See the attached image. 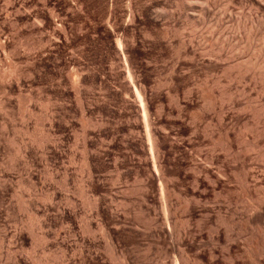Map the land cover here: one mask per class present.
<instances>
[{
	"label": "rangeland",
	"instance_id": "rangeland-1",
	"mask_svg": "<svg viewBox=\"0 0 264 264\" xmlns=\"http://www.w3.org/2000/svg\"><path fill=\"white\" fill-rule=\"evenodd\" d=\"M11 1L0 2V38L6 46L5 54L0 52V72L14 66V72L18 69L15 74L22 76L20 84L15 78L0 80V264H264L263 223L249 232L254 233L252 251L241 241L243 249L234 255L236 263L235 257L223 252L224 244L222 247L209 238L212 228L223 224L216 218L214 223L204 217L189 220L186 213L196 201L214 204L222 198L236 200L240 214L245 204L264 207V6L258 8L259 4L257 10L248 7L253 1L188 0L189 18L157 23L153 17L163 6L155 8L156 0ZM53 9L60 15L58 19L62 17L61 23L64 21L61 46L56 42L54 25L46 17ZM206 9L210 15L204 21L200 18ZM28 95L33 97L31 104ZM210 117L226 123L209 128L206 120ZM254 119L263 125L258 121L263 134L256 128L261 137L253 126H257ZM44 124L49 134L46 168L37 155ZM225 139L233 142V155L225 151ZM25 144L30 148V169L20 160ZM210 154L218 163L213 171L224 166L226 182L213 174L207 178L211 170L201 169L200 156L204 159ZM9 163L16 167L12 172L15 177L11 180L6 175L9 181L4 180L5 185L3 175L14 171ZM27 168L30 178L25 174ZM87 168L92 171L91 180ZM41 172H45L43 178ZM246 174L253 185L248 186L249 193L240 185ZM150 175L155 181L159 178L156 183L161 185L154 212L140 198L142 189L153 180ZM168 179L173 182L170 195V190L164 189ZM146 181L149 183L142 185ZM228 188L234 192L229 193ZM98 196L112 202L110 208L120 217L122 231L111 229L115 250L108 246L110 241L100 231L95 208L89 205ZM66 210L77 215L70 218ZM163 216L175 233L190 227L188 224L197 226L193 228L201 233L197 244L176 249L165 246L154 236L159 224L166 223ZM199 218L206 223L198 222ZM84 221L92 223L90 235L97 242L91 245L83 244L82 239L89 238ZM225 225L222 228L234 224ZM244 249L251 256L242 253ZM243 254H247L246 260Z\"/></svg>",
	"mask_w": 264,
	"mask_h": 264
},
{
	"label": "bare ground",
	"instance_id": "bare-ground-1",
	"mask_svg": "<svg viewBox=\"0 0 264 264\" xmlns=\"http://www.w3.org/2000/svg\"><path fill=\"white\" fill-rule=\"evenodd\" d=\"M1 1H3V0H0V2ZM7 1L9 2V1H11V0H6V3H7ZM20 1V0H19ZM26 1V0H25ZM50 1H52V0H45L44 2L45 3H47V4H49V2ZM54 1V0H53ZM128 1V0H127ZM186 1L187 2H189L188 0H156V2L154 3L155 4V8L157 7V6H163L162 8H161V10H160V12H156V13H158L156 16H154L153 17V19L157 22V23H161V22H174V23H178L179 21H183V18H185V17H187L188 16V12H186L187 10L186 9H188L189 7H190V5H188L187 6V8H186V5L188 4V3H186ZM230 1V0H229ZM228 1V2H229ZM232 1H235V0H231V2ZM239 1V0H238ZM242 1V0H241ZM249 1V2H248ZM252 2V4L254 3V5H252L251 4V2ZM17 2V1H16ZM38 2V1H37ZM43 2V3H44ZM244 2V1H243ZM245 2H248L249 4H251L250 6H248L250 9L253 7V8H256L259 4V6L260 7H258V8H261V5H263L264 6V0H245ZM244 2V3H245ZM263 2V3H262ZM11 4H13L12 3V1L10 2ZM10 3H8V4H10ZM57 2H55V3H53V4H56ZM139 3H140V1H139ZM233 3H235V2H233ZM256 3H258V4H256ZM25 4V3H24ZM239 4H243L242 2H240ZM238 4V5H239ZM255 4H256V6H255ZM4 5V4H3ZM15 5V4H14ZM14 5H13V9L16 7H14ZM44 5V4H43ZM57 5V4H56ZM55 5V6H56ZM128 5H129V3H128ZM131 5V4H130ZM137 5V4H136ZM140 5V4H139ZM244 5V4H243ZM242 5V6H243ZM246 6L248 5L247 3L245 4ZM9 6V5H8ZM18 6V5H17ZM36 6V5H35ZM46 6V5H45ZM49 6V5H48ZM138 6V5H137ZM144 6V5H143ZM153 6V5H152ZM235 6V5H234ZM241 6V5H240ZM262 6V7H263ZM126 7V6H125ZM146 7V6H145ZM248 7L246 8L245 7V9L247 10L248 9ZM8 8V7H7ZM17 8V7H16ZM40 8V7H39ZM53 8H55V10H56V7H53ZM160 8V7H159ZM158 8V9H159ZM243 8H244V6H243ZM242 8V9H243ZM252 8V9H253ZM258 8H256L257 10H258ZM6 9V8H5ZM9 9V8H8ZM12 9V10H13ZM47 9H49L48 7H47ZM52 9V8H51ZM128 9V8H127ZM240 9H241V7H240ZM241 9V10H242ZM261 9H263V8H261ZM10 10V9H9ZM28 10V9H27ZM55 10L53 9V11L51 12V13H49L50 15H47L46 17H47V19L49 18V20H50V22L54 25V30H55V38H56V42L58 43V45H60V43H61V34H62V32H64L63 31V29H62V26H64V21L62 22L63 23V25H61L62 23H61V21H62V17L60 18V19H58L59 18V14L58 13H56L55 12ZM58 10V9H57ZM130 10V9H129ZM129 10H128V12H129ZM244 10V9H243ZM249 10V9H248ZM264 10V9H263ZM262 10V11H263ZM17 11H18V9H17ZM156 11V10H155ZM190 11V10H189ZM203 11V10H202ZM202 11H200L201 13H202ZM232 11V10H231ZM250 11V10H249ZM253 11V10H252ZM45 12V11H44ZM58 12V11H57ZM61 12V11H60ZM59 12V13H60ZM211 12V11H210ZM256 12V11H255ZM6 13H7V11H6ZM41 13V12H40ZM127 13V12H126ZM259 13L260 12H258V14H256L255 15V17L256 16H258L259 15ZM261 13H263L264 14V12H261ZM12 14V13H11ZM13 14H14V12H13ZM22 14V13H21ZM32 14V13H31ZM63 14V13H62ZM61 14V15H62ZM250 14V13H249ZM17 15V14H16ZM20 15V14H19ZM38 15V14H37ZM127 15V14H126ZM132 15H134L133 14V11H132ZM210 15V13H209V11L206 9V11H204L203 13H202V15H201V18L200 19H202V20H204L205 21V19H204V17L206 16V18H207V16H209ZM28 16H30V14L28 15ZM36 16V15H35ZM130 16V15H129ZM195 16V15H194ZM239 16H240V14H239ZM251 16H253L252 14H251ZM264 16V15H263ZM31 17H32V15H31ZM38 18L40 17V16H37ZM37 17H35V18H37ZM45 17V16H44ZM43 17V18H44ZM7 18V17H6ZM65 18V17H64ZM63 18V19H64ZM188 18H189V16H188ZM188 18H187V20H188ZM197 18V17H196ZM199 18V17H198ZM252 18V17H251ZM257 18V17H256ZM28 19H29V17H28ZM42 19V18H41ZM46 19V18H45ZM45 19H44V22H45ZM136 19V18H135ZM151 20H152V18H150ZM186 19V18H185ZM184 19V20H185ZM200 19H198V20H200ZM208 19V18H207ZM261 19L262 18H259L258 17V20H260L261 21ZM264 19V18H263ZM262 19V20H263ZM37 20V19H36ZM39 20V19H38ZM195 20V19H194ZM4 21V20H3ZM34 21H35V19H34ZM67 21V20H66ZM35 22H37V21H35ZM43 22V20H42V22L41 23H44ZM49 22V23H50ZM134 22V21H133ZM195 22H197V20H195ZM239 22V21H238ZM258 22V21H257ZM28 23V22H27ZM38 23V22H37ZM36 23V24H37ZM9 24V23H8ZM167 24V23H166ZM196 24V23H195ZM194 24V25H195ZM35 25V24H34ZM33 25V26H34ZM38 25V24H37ZM36 26V25H35ZM40 26L42 27L43 25H41L40 24ZM166 26V25H165ZM261 26V25H260ZM31 27V26H30ZM174 27V26H173ZM199 27V26H198ZM205 27V26H204ZM244 27V26H243ZM1 28V27H0ZM40 28V27H39ZM3 29V28H2ZM33 29V28H32ZM136 32V31H135ZM41 33H43V32H41ZM6 36H8V35H6ZM171 36V35H170ZM0 37L1 38H3L1 35H0ZM0 38V52L1 53H4L5 54V52H6V46H5V44L3 43V42H1V39ZM181 38V37H180ZM33 43V42H32ZM183 43V42H182ZM192 44H194V43H192ZM183 45V44H182ZM244 45V44H243ZM248 45V44H247ZM61 46V45H60ZM201 46H202V44H201ZM30 47V46H29ZM242 47V46H241ZM197 48V47H196ZM204 48V47H203ZM33 50V49H32ZM193 50H195V49H193ZM206 51V50H205ZM194 53H195V51H193ZM0 53V54H1ZM11 53V52H10ZM197 53V52H196ZM203 53V52H202ZM29 54V53H28ZM208 58V57H207ZM60 59V58H59ZM11 60V59H10ZM9 61V60H8ZM15 63V62H14ZM13 63V64H14ZM243 64H245V63H243ZM250 64V63H249ZM21 65V64H20ZM8 66V65H7ZM11 66V64L9 63V66L8 67H10ZM19 66V65H18ZM242 66V65H241ZM7 67V68H8ZM14 67V66H13ZM13 67H10L11 69H8V70H6L5 69V71H3V70H1L2 72H0V80L1 81H3V80H6V79H12V78H15L16 80H17V84H20L19 82H20V77L22 76H18V74H15V73H17V71H18V69L16 70V72H14V69H13ZM13 69V70H12ZM20 69V68H19ZM20 71V70H19ZM23 71V70H22ZM20 73H21V71H20ZM24 76V75H23ZM26 77V76H25ZM25 77H23V78H25ZM62 78V77H61ZM22 80V79H21ZM24 81V80H23ZM22 82V81H21ZM60 82V81H59ZM29 84V83H28ZM21 86V85H20ZM60 87H61V85H60ZM251 88V87H250ZM244 89V88H243ZM20 90L21 89H19V92H20ZM24 90V89H23ZM31 90V89H30ZM11 91V90H10ZM26 91V90H25ZM33 91V90H32ZM247 92V91H246ZM28 94V93H27ZM18 96V95H17ZM4 97H6V96H4ZM14 97V96H13ZM21 97V96H20ZM32 96L31 95H28L27 96V98L26 99H28V102H29V104H31V102H32ZM10 100V99H9ZM4 102V101H3ZM26 102V101H25ZM9 103V102H8ZM28 104V103H27ZM26 104V105H27ZM11 105V104H10ZM26 105H24V106H26ZM42 105V104H41ZM46 105V104H45ZM29 105H27V107H28ZM30 107V106H29ZM27 108L26 110H27V112H29V113H31V109L30 108ZM47 107V106H46ZM26 108V107H25ZM24 109V108H23ZM25 110V111H26ZM3 111V110H2ZM48 111V110H47ZM43 112H45V110L43 111ZM26 114V113H25ZM47 115V114H46ZM10 116H11V114H10ZM43 116V115H42ZM9 117V116H8ZM43 118V117H42ZM47 119V118H46ZM44 120H45V118H44ZM43 120V121H44ZM255 120L256 119H254V122H255ZM27 121V120H26ZM257 121V126H255L256 124H254L253 126L255 127V129L256 128H258V129H261L260 131L258 130V129H256V132H257V135H259L260 133L261 134H263L262 133V126L264 125H260V121L259 120H256ZM258 121H259V125L261 126L260 128H259V125H258ZM12 122V121H11ZM229 122V121H228ZM248 122V121H247ZM44 122H42V124H43ZM223 123H226L225 122V119H221V118H217L216 119V117H215V119L214 118H208V120H206V124L209 126V128L212 126V125H215V124H219V126H221V124H223ZM256 123V122H255ZM9 124V123H8ZM28 124V123H27ZM41 125V124H40ZM206 125V126H207ZM246 125H247V123H246ZM250 125V124H249ZM248 125V126H249ZM45 127V124L44 125H42V127ZM40 127V129H41V126H39ZM44 127H43V129H41V131H42V136H41V138L39 139V140H37V141H39L38 142V149H39V154H37V155H39V163L40 164H44V162H46L45 161V159H47V157H46V154L48 153L47 151H46V146H47V143H49L48 141V139H49V134L44 130ZM250 127V126H249ZM46 129V128H45ZM252 129V128H251ZM210 131V130H209ZM212 131V130H211ZM211 131H210V133H211ZM227 131V130H226ZM260 133H259V132ZM213 132V131H212ZM240 132V131H239ZM209 133V132H208ZM227 133V132H226ZM33 134V133H32ZM215 134V133H214ZM260 134V135H261ZM253 135V134H252ZM259 135V136H260ZM262 136V135H261ZM260 136V137H261ZM257 137V136H256ZM259 137V138H260ZM264 137V136H263ZM233 138V137H232ZM222 139H224V138H222ZM221 139V140H222ZM230 139V138H229ZM229 139H227V140H229ZM238 139V138H237ZM244 139H245V137H244ZM254 139H258V137L257 138H254ZM261 139V138H260ZM11 140V139H10ZM226 140V139H225ZM226 140V141H227ZM256 140L255 141H253L254 142V145H255V142H256ZM230 141H231V139H230ZM230 141H227V142H222L223 144V146H225V148L224 147H222V148H224L225 149V151L226 152H230V154H231V152L233 151V146H232V144H233V142H232V144H231V142ZM237 141V140H236ZM247 141V140H246ZM249 141V140H248ZM259 141V140H258ZM14 142V141H13ZM32 142V141H31ZM218 142V141H217ZM220 142V143H221ZM230 142V143H229ZM17 143V142H16ZM36 143V142H35ZM59 143V142H58ZM237 143V142H236ZM29 144V143H28ZM31 144V143H30ZM238 144V143H237ZM253 144V143H252ZM13 145V144H12ZM253 145V146H254ZM14 146V145H13ZM25 147H22L23 149H21L20 150V153H22V157H21V159L20 160H22V162L24 161V163H25V165H24V163H23V165L24 166H26V167H28L29 169H30V165L32 164L30 161H29V158H30V156H29V147H28V145H24ZM251 146V145H250ZM253 146H251L250 148H252ZM256 146H258V145H256ZM85 148V147H84ZM152 148V147H151ZM150 148V149H151ZM37 149V148H36ZM234 149H236V148H234ZM256 149V148H255ZM157 150V149H156ZM251 150V149H250ZM253 150H254V147H253ZM146 151V150H145ZM147 151H149V149L147 150ZM154 151H155V149H154ZM222 151H223V149H222ZM31 152V151H30ZM37 152V151H36ZM45 152H47V153H45ZM150 152H152L151 150H150ZM233 152H235V151H233ZM236 152H237V150H236ZM239 152V151H238ZM242 153V152H241ZM257 153V152H256ZM18 154V153H17ZM16 154V155H17ZM33 154V153H32ZM157 154V153H156ZM207 154V153H206ZM225 154V153H224ZM255 154V153H254ZM89 155V154H88ZM91 155V154H90ZM148 155V154H147ZM200 155V154H199ZM211 156H206V157H204V159H202V156H200L201 158H199V164H200V167H201V169H206L207 171H209V170H211V172H209V173H207V178L208 177H211V175L213 174L214 176H216V178L219 180V181H223V182H226L227 181V175H226V173H225V169L222 167V166H220V167H217L218 166V163L216 162L217 161V159H216V157H215V155H212V154H210ZM231 155H233V154H231ZM156 156V155H155ZM226 156H228V154H226ZM229 157V156H228ZM231 157V156H230ZM236 157V156H235ZM239 157V156H238ZM17 158V157H16ZM23 158V159H22ZM87 158V157H86ZM86 158H85V160H86ZM153 158H154V156H153ZM157 158V157H156ZM226 158V157H225ZM226 159H228V158H226ZM240 159V158H239ZM33 160V159H32ZM229 160V159H228ZM227 160V161H228ZM234 160V159H233ZM232 160V161H233ZM238 160V159H237ZM236 160V161H237ZM6 161V160H5ZM87 161H89V159H87ZM86 161V162H87ZM226 161V160H225ZM235 161V160H234ZM233 161V162H234ZM14 162V164L16 163L14 160L12 161V163ZM21 162V161H20ZM30 162V163H29ZM232 162V163H233ZM242 162V161H241ZM244 162V161H243ZM18 163V162H17ZM89 163V162H88ZM88 163L87 164H85V165H88ZM216 163H217V166H216V168H218V169H216L217 171H213V166H215L216 165ZM237 163V162H236ZM0 164H2V163H0ZM6 164V163H5ZM230 164V163H229ZM12 166L11 167V169L10 170H12V168H13V166L14 165H12V164H10L9 163V166ZM18 164H16V166H17ZM21 165V164H20ZM20 165H18V166H20ZM45 165V164H44ZM43 165V166H44ZM84 165V166H85ZM196 165V164H195ZM233 165L234 166H236L235 165V163H233ZM240 165V164H239ZM1 166V165H0ZM3 166H5V165H3ZM39 166V165H38ZM89 167L91 166L90 165V163H89V165H88ZM87 166V167H88ZM98 166V165H97ZM199 166V165H198ZM245 166V165H244ZM244 166H242V169H243V167ZM26 167H23L24 169L26 168ZM32 167V166H31ZM45 168H46V166H44ZM162 167V166H161ZM194 167H197V166H194ZM199 167V168H200ZM231 167H232V165H231ZM1 168V167H0ZM6 168V167H5ZM16 168V167H15ZM15 168H13L14 169V171L12 170V171H10L9 169H8V166H7V168H6V170L8 169L10 172L8 173V171H7V174H5V175H3V176H5L6 177V175L9 177L8 179H10L12 176H14V173H15ZM21 168V167H20ZM28 168L26 169V175L29 177V176H31V174L32 173H30V170H28ZM198 168V169H199ZM228 168V167H227ZM240 168V167H239ZM238 168V169H239ZM2 169H3V167H2ZM90 169H93V168H91L90 167ZM89 169V171H88V168H87V171H88V176H89V178H90V180H91V177H92V171ZM163 169V168H162ZM18 170V169H17ZM196 170H197V168H196ZM227 170V169H226ZM237 170V169H236ZM240 170V169H239ZM247 170H248V168H247ZM250 170H251V167H250ZM253 170V169H252ZM2 171V170H1ZM0 171V172H1ZM24 171V170H23ZM23 171L21 172V174L23 173ZM43 171H45L44 170V168H43ZM161 171V170H160ZM198 171V170H197ZM244 171V170H243ZM12 172H14L13 173V175H12ZM158 171H156V173H157ZM201 172V171H200ZM199 172V173H200ZM204 172V171H203ZM240 172H242V171H240ZM252 172V171H251ZM19 172H17V174H18ZM36 173V172H35ZM50 173V172H49ZM95 173V172H94ZM166 173V172H165ZM204 173H206V172H204ZM238 173V172H237ZM245 173H248V171H246ZM263 173V172H262ZM1 174H2V172H1ZM24 174V175H25ZM42 174H45V172H41V177L43 178V176H42ZM159 174V173H158ZM249 174V173H248ZM16 175V174H15ZM23 175V176H24ZM34 175V174H33ZM94 175V174H93ZM235 175H236V173H235ZM240 175V174H239ZM0 176H2V175H0ZM22 176V177H23ZM46 176V175H45ZM153 176V175H152ZM151 175H150V178L152 177ZM157 176V175H156ZM165 176V175H164ZM206 176V175H205ZM237 176V175H236ZM253 176V175H252ZM15 177V176H14ZM27 177V178H28ZM39 177V176H38ZM38 177H37V179H38ZM40 177V179H42ZM95 177V176H94ZM239 176H237V178H238ZM3 178V177H2ZM30 178V177H29ZM32 178H33V176H32ZM31 178V179H32ZM46 178V177H45ZM48 178V177H47ZM50 178V177H49ZM162 178V177H161ZM164 178V177H163ZM215 178V179H216ZM248 177H247V174H246V176L243 178L244 180H242V179H240V180H242V184L240 183V185H241V188L242 187H244V188H246V191L248 192V190L247 189H249L248 188V186L251 188L252 186H250L249 185V183H251L250 181H248L249 179H247ZM253 178V177H252ZM7 179V177L4 179L3 178V184L5 183V181L4 180H6ZM14 179V178H13ZM23 179V178H22ZM66 179V178H65ZM92 179H93V177H92ZM152 182H143L142 183V185L144 184H148V185H146L142 190H143V195H141L140 196V198L141 197H143V199H144V202H145V205L147 206V208L149 209V210H151V211H153V209H156V207H158V205H157V197H156V193H157V191L160 189L159 187L161 186L160 185V183H156V182H159L158 180H159V178H156V180L157 181H155V179H154V176L152 177ZM211 179V178H210ZM214 179V180H215ZM11 180H12V178H11ZM10 180V181H11ZM21 180V179H20ZM34 180V179H33ZM39 180V179H38ZM47 180V179H46ZM89 180V181H90ZM151 180V179H150ZM149 179H148V181H150ZM212 180V179H211ZM217 180V181H218ZM6 181H9V180H6ZM18 181V180H17ZM41 181V180H40ZM45 181V180H44ZM98 181V180H97ZM253 181H254V179H253ZM262 181V180H261ZM0 182H1V180H0ZM13 182H14V180H13ZM37 182V181H36ZM39 182V181H38ZM92 182V181H91ZM166 182V183H165ZM164 182V189H166L167 191H169L170 190V188H171V184L173 183L172 181H171V183H169L170 182V179H168V182L167 181H165ZM175 182V181H174ZM255 182H258V181H255ZM255 182H253V183H255ZM19 183V182H18ZM40 183H43L42 181L40 182ZM39 183V184H40ZM45 183H48V182H45ZM45 183H43L44 185H45ZM93 183V182H92ZM211 183V182H210ZM213 183H216V181L215 182H213ZM212 183V184H213ZM222 183V182H221ZM229 183V182H228ZM262 183V182H261ZM9 184H10V182H9ZM11 184H13V183H11ZM10 184V185H11ZM42 184V186H44ZM94 184V183H93ZM92 184V185H93ZM162 185H163V183H161ZM197 184V183H196ZM209 184V183H208ZM224 184H227V183H224ZM224 184H222V185H224ZM259 184V183H258ZM0 185H2V184H0ZM5 185H6V183H5ZM5 185L3 186V187H5ZM8 185V184H7ZM174 185L175 184H173L172 185V187H174ZM216 185H217V183H216ZM36 186H37V184H36ZM40 187H41V185H39ZM214 186V185H213ZM227 186V185H226ZM233 186V185H232ZM235 186V185H234ZM233 186V187H234ZM254 186H255V184H254ZM260 186H263V185H260ZM25 187V186H24ZM98 187V186H97ZM237 187V186H236ZM240 187V186H239ZM35 188V187H34ZM33 188V189H34ZM42 188V187H41ZM47 188V187H46ZM92 188V187H91ZM99 188V187H98ZM138 188H139V186H138ZM141 188V187H140ZM139 188V189H140ZM194 188H197V187H194ZM193 188V189H194ZM222 188V187H221ZM232 188V187H231ZM231 188H230V192H234L233 190L231 191ZM254 188V187H253ZM255 188H256V186H255ZM263 189H264V186L262 187ZM261 188V189H262ZM4 189V188H3ZM28 189V188H27ZM38 189V188H37ZM37 189H35V195L37 196ZM43 189H44V187H43ZM96 189V188H95ZM161 189H163V188H161ZM211 189V188H210ZM233 189V188H232ZM236 189V188H235ZM243 189V188H242ZM242 189H240V191L242 190ZM24 190V189H23ZM32 190V189H31ZM30 190V191H31ZM40 190V189H39ZM45 190V189H44ZM138 190V189H137ZM172 190H173V188H172ZM223 190H224V187H223ZM226 190V189H225ZM229 190V188L227 189V191ZM237 190H238V188H237ZM236 190V191H237ZM244 190V189H243ZM242 190V191H243ZM0 191H2V190H0ZM5 191V190H4ZM7 191V190H6ZM29 190H26V192H28ZM43 191V190H42ZM83 191V190H82ZM82 191H81V193H82ZM91 191V190H90ZM94 191V190H93ZM163 191H165V190H163ZM162 191V192H163ZM202 191V190H201ZM204 191V190H203ZM207 191H209V190H207ZM211 191V190H210ZM213 191H215V189L213 190ZM221 191L222 190H220V192L219 193H221ZM235 191V192H236ZM239 191V190H238ZM245 191V190H244ZM243 191V192H244ZM245 191V192H246ZM249 191H252L251 189L249 190ZM25 192V191H24ZM32 192H34L33 190H32ZM40 192V191H39ZM97 192V191H96ZM100 192H102V191H100ZM171 190L168 192L169 194L168 195H170L171 193ZM223 192V191H222ZM229 192V191H228ZM229 192V193H230ZM244 192V194L246 195V193ZM37 193V194H36ZM165 193V192H164ZM174 193V192H173ZM216 193V191L214 192V194ZM238 193V192H237ZM249 193V192H248ZM252 193V192H251ZM26 195H27V193H25ZM29 194H31V192L29 193ZM33 194V193H32ZM85 194V193H84ZM98 194V193H97ZM103 194H104V192H103ZM142 194V193H141ZM203 194V193H202ZM217 194V193H216ZM222 194V193H221ZM100 195V194H99ZM106 195V194H105ZM167 195V194H166ZM218 195V194H217ZM253 195V194H252ZM2 196H4L5 197V195L3 194ZM20 196V195H19ZM27 196H29V195H27ZM30 196H32V198H33V195H30ZM108 196V195H107ZM242 196V195H241ZM22 197V196H21ZM40 197V196H39ZM47 197V196H46ZM93 197V196H92ZM168 197H171V196H168ZM194 197V196H193ZM192 197V198H193ZM217 197V196H216ZM221 197V196H220ZM2 198V197H1ZM36 198V197H35ZM41 198V197H40ZM54 198V197H53ZM65 198H67V197H65ZM64 198V199H65ZM98 198V199H97ZM96 198V200L97 201H95V200H93V201H95L94 203H93V201L92 202H90L89 203V205H91V207L93 208H95V211H96V214L98 215V225H99V227H100V231H101V233L103 232V234H104V236H105V238L108 240V242L110 241V244L111 245H108V246H110V248H112V249H114L112 246H115V244H114V240H115V236H114V231L113 230H111L112 229V227H113V229L115 230H117V231H119V230H121V227H119V226H121L120 224H119V221H120V217L118 216V215H116V214H114L113 212L114 211H112V209H113V207H112V209L110 208V206H112L111 204H112V202L111 203H109L108 201L109 200H107L106 199V197H104V196H102V197H97ZM108 198V197H107ZM219 198V197H218ZM218 198H217V200H218ZM233 198V197H232ZM238 198H239V196H238ZM26 199V198H25ZM69 199V198H68ZM95 199V198H94ZM110 199V198H109ZM201 199V198H200ZM208 199V198H207ZM215 199V198H214ZM220 199V198H219ZM50 200V199H49ZM111 200V199H110ZM159 200V199H158ZM195 200V199H194ZM197 200H199V199H197ZM224 200V201H223ZM235 200V199H234ZM255 200V199H254ZM264 200V199H263ZM3 201H4V199H3ZM34 201V200H33ZM90 201V200H89ZM143 201V200H142ZM192 201V200H191ZM200 201V200H199ZM231 201H232V199H231ZM231 201H229V200H227V199H223L222 198V201H216V203L214 202V204L212 203V204H204L203 203V205H201L199 202H197L196 201V203L195 204H191L190 206H189V208L187 207L186 209H189L188 210V212H186L187 214H190V217H189V220L191 219V218H193L194 217V219L196 218V217H204V219H206L207 220V222L208 223H210L211 222V220H212V223H214L213 222V218H216V219H218L219 220V224H223V225H225V224H227V222H228V224H234V225H229L230 227H228L227 225H225V226H227V228L225 229L224 227V229L222 228V226L221 225H218L216 228H215V226H214V228H212L213 229V231L211 230V236L209 237L210 238V240H212V241H218V243L220 244V243H222L221 245H222V247L225 245V248L223 247L222 249H224L223 250V252H225V253H228L229 254V257H233V259H234V255H236V254H241V252H240V250H241V246L242 245H240V243H241V241L242 240H244V245H245V247L244 248H246V249H250V251H252L251 250V248L250 247H252L251 246V244H252V238L251 237H253V234H251V233H249V232H253V231H251L252 229H253V227L254 226H257L259 223H263V225H264V207L263 206H259V204L258 205H247V204H245L246 206H244V209H242L243 210V212H242V214H240V209L238 208L239 207V203H238V206H237V203H235V201H234V203H233V201L231 202ZM250 201V200H249ZM69 202V201H68ZM195 202V201H194ZM209 202V201H208ZM207 202V203H208ZM213 202V201H212ZM114 203V202H113ZM199 203V204H198ZM72 204H73V202H72ZM142 204H143V202H142ZM157 205V206H156ZM261 205V204H260ZM241 206V205H240ZM27 207H28V205H27ZM68 207V206H67ZM143 207H144V205H143ZM263 207V208H262ZM71 209V208H70ZM148 209H147V211H148ZM146 210V209H145ZM240 210V211H239ZM244 210H245V212H244ZM67 211V212H66ZM65 211V213H66V215L67 216H69L70 218H75V216L77 215L76 214V211H68V210H66ZM157 210H155V212H156ZM11 212V211H10ZM9 212V213H10ZM79 212V211H78ZM93 212V211H92ZM116 212V211H115ZM149 212V211H148ZM154 212V211H153ZM117 213H119L118 211H117ZM63 214H64V212H63ZM149 214V213H148ZM157 214V213H156ZM65 215V216H66ZM121 215V214H120ZM96 216V215H95ZM156 216V215H155ZM158 216V215H157ZM97 217V216H96ZM152 217V216H151ZM160 217V216H159ZM150 218V217H149ZM163 218L165 219V217L163 216ZM163 218H162V220H163ZM157 219H158V217H157ZM204 219L203 220H200V218H199V220H198V222L199 221H204ZM216 219H214V221L216 222ZM68 220V219H67ZM72 220V219H71ZM89 220H91L90 218H89ZM96 220V219H95ZM151 220H152V218H151ZM161 220V221H162ZM169 220V219H168ZM168 220H166L165 219V222L166 223H162L161 225L159 224V226H158V228H154L156 231H155V233H154V236L155 237H157L158 239H160L164 244H165V246H167L168 248H175V247H180V246H183V247H185L186 248V246H187V248H188V246H193V245H195V244H197L196 242H197V240L199 239V236H200V234L199 233H197L198 231L196 230V229H193V228H195V227H197V226H193V228H191V224H188V222L186 223V225L188 224V226H190V227H186L185 228V226H184V231H182V229L181 230H179V231H182V232H177V233H175V231H173L172 230V227H170L168 224H167V222H170V220L168 221ZM192 220V219H191ZM237 220H239L237 223L238 224H235V221H237ZM15 221V220H14ZM158 221V220H157ZM160 221V222H161ZM77 222V221H76ZM85 222V231L87 232V233H89V238L87 237H84L82 240H83V244L84 243H89L90 245L92 244V243H94L96 240L94 239V238H92L93 236H91L90 234H92V232H93V228H92V226H91V224L92 223H90V221H84ZM95 222H97V221H95ZM152 222V221H151ZM218 222V221H217ZM185 223V222H184ZM190 223V222H189ZM204 223H206L205 221H204ZM170 224V223H169ZM177 224V223H176ZM218 224V223H217ZM152 225H154V224H152ZM206 225V224H205ZM212 225V224H211ZM215 225H216V223H215ZM262 224H260V226H263ZM10 226V225H9ZM126 226V225H125ZM149 226H150V224H149ZM259 226V225H258ZM259 226V227H260ZM81 227V226H80ZM122 227H124V226H122ZM178 227V226H177ZM176 227V228H177ZM180 227V226H179ZM207 227V226H206ZM7 228V227H6ZM5 228V229H6ZM152 228V229H153ZM208 228H210V227H208ZM256 228V227H255ZM261 228V227H260ZM2 229V228H1ZM122 229H124V228H122ZM199 230H201L200 228H198ZM137 230V228L135 227V231ZM139 230V229H138ZM177 230V229H176ZM196 230V231H195ZM4 231V230H3ZM11 231V230H10ZM114 233H113V232ZM122 231V230H121ZM146 231V230H145ZM151 231V230H150ZM236 231H237V235L235 234L236 233ZM141 232H143L142 230H141ZM149 233V232H148ZM262 233H264V231L262 232ZM8 234V233H7ZM103 234H102V236H103ZM146 234H147V232H146ZM150 234V233H149ZM152 234V233H151ZM243 234H244V236H243ZM259 234V233H258ZM76 235V234H75ZM93 235V234H92ZM236 235V236H235ZM256 235V234H255ZM260 235V234H259ZM91 236V237H90ZM137 236V235H136ZM153 237V236H152ZM203 237V236H202ZM202 237H201V239L200 240H202ZM117 238V237H116ZM119 238V237H118ZM156 238V239H157ZM78 240V239H77ZM105 240V239H104ZM118 240V239H117ZM199 240V241H200ZM255 240V239H254ZM13 241V240H12ZM64 241H65V239H64ZM63 241V242H64ZM106 241V240H105ZM198 241V242H199ZM203 241V240H202ZM97 242V241H96ZM116 242V241H115ZM201 242V241H200ZM211 242V241H210ZM81 243V242H80ZM86 243V244H87ZM116 243H119V245H120V243H121V241L120 242H116ZM96 244V243H95ZM122 244V243H121ZM162 244V243H161ZM200 244V243H199ZM203 244V243H202ZM224 244V245H223ZM67 245V244H66ZM89 245V246H90ZM118 245V244H117ZM116 245V246H117ZM118 245V246H119ZM209 245V244H208ZM94 246V245H93ZM211 246V245H210ZM218 246H220V245H218ZM182 247V248H183ZM68 248V247H67ZM115 248H117V247H115ZM181 248V247H180ZM179 248V249H180ZM192 248V247H191ZM211 248H212V246H211ZM214 248V247H213ZM212 248V249H213ZM216 248V247H215ZM176 249V248H175ZM196 249V248H195ZM200 249H202V248H200ZM218 248H216V250H217ZM226 249V250H225ZM243 249V248H242ZM246 249H244V251L246 250ZM115 250V249H114ZM213 250H215V249H213ZM213 250H212V252H213ZM248 250H246V251H248ZM257 250V249H256ZM85 251V250H84ZM170 251V250H169ZM220 251V250H219ZM222 251V250H221ZM242 252V253H247V252ZM211 252V253H212ZM115 253V252H114ZM248 255H250V253H247ZM247 254H243L246 258H245V260L247 259ZM119 255V254H118ZM121 255V254H120ZM224 255V254H223ZM254 255V254H253ZM212 256V255H211ZM213 256H214V254H213ZM222 256V255H221ZM251 256V255H250ZM249 256V257H250ZM118 257V256H117ZM123 257H125V255H123ZM219 257V256H218ZM239 257V256H238ZM243 257V256H242ZM122 258V257H121ZM124 259V258H123ZM125 259H126V257H125ZM232 259V258H231ZM231 259H229L228 261H230ZM243 259V258H242ZM242 259H240V260H238V261H241ZM256 259V258H255ZM254 259V260H255ZM253 260V259H252ZM123 261V260H122ZM125 261V260H124ZM127 261V260H126ZM189 261H191V260H189ZM235 261H236V263H237V260H236V257H235ZM244 261V260H243ZM197 262V261H196ZM200 262V261H199ZM231 262V261H230ZM246 262V261H245ZM247 262H249L248 260H247ZM66 263V262H65ZM188 263V262H187ZM192 263V262H191ZM201 263V262H200ZM234 263V262H233ZM253 263V261H251V264ZM254 263H255V261H254ZM63 264V263H62ZM123 264H124V262H123ZM189 264V263H188ZM193 264V263H192ZM195 264V263H194ZM205 264V263H204ZM243 264V263H242ZM246 264V263H245ZM256 264V263H255Z\"/></svg>",
	"mask_w": 264,
	"mask_h": 264
}]
</instances>
